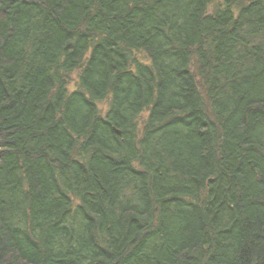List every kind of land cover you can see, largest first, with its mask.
Returning a JSON list of instances; mask_svg holds the SVG:
<instances>
[{"label":"trees","instance_id":"trees-1","mask_svg":"<svg viewBox=\"0 0 264 264\" xmlns=\"http://www.w3.org/2000/svg\"><path fill=\"white\" fill-rule=\"evenodd\" d=\"M0 264H264V0H0Z\"/></svg>","mask_w":264,"mask_h":264},{"label":"rangeland","instance_id":"rangeland-1","mask_svg":"<svg viewBox=\"0 0 264 264\" xmlns=\"http://www.w3.org/2000/svg\"><path fill=\"white\" fill-rule=\"evenodd\" d=\"M208 11H211V7L208 9ZM139 59H143L142 56L138 55Z\"/></svg>","mask_w":264,"mask_h":264},{"label":"water","instance_id":"water-1","mask_svg":"<svg viewBox=\"0 0 264 264\" xmlns=\"http://www.w3.org/2000/svg\"><path fill=\"white\" fill-rule=\"evenodd\" d=\"M116 134H117V135H119V132H118V131H116Z\"/></svg>","mask_w":264,"mask_h":264}]
</instances>
